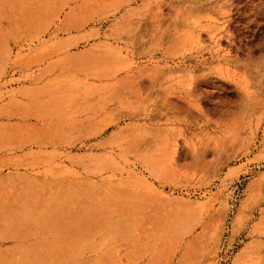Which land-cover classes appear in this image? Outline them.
Returning a JSON list of instances; mask_svg holds the SVG:
<instances>
[{
	"label": "rangeland",
	"instance_id": "374dc122",
	"mask_svg": "<svg viewBox=\"0 0 264 264\" xmlns=\"http://www.w3.org/2000/svg\"><path fill=\"white\" fill-rule=\"evenodd\" d=\"M0 264H264V0H0Z\"/></svg>",
	"mask_w": 264,
	"mask_h": 264
}]
</instances>
